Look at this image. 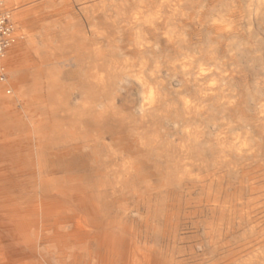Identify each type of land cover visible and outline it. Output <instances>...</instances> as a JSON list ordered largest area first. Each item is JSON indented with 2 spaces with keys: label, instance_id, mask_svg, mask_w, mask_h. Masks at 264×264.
Returning a JSON list of instances; mask_svg holds the SVG:
<instances>
[{
  "label": "bare ground",
  "instance_id": "bare-ground-1",
  "mask_svg": "<svg viewBox=\"0 0 264 264\" xmlns=\"http://www.w3.org/2000/svg\"><path fill=\"white\" fill-rule=\"evenodd\" d=\"M76 1L86 31L78 24L41 54L9 57L16 81L0 83V264H264V129L243 125L231 138L248 117L225 83L243 73L246 51L264 59V0ZM161 42L175 102L156 80L164 61L149 52ZM121 77L137 91L133 119L109 91ZM210 105L239 114L208 133L189 117ZM171 113L178 141L159 129ZM238 156L256 166L235 167ZM184 234L192 245L181 246Z\"/></svg>",
  "mask_w": 264,
  "mask_h": 264
},
{
  "label": "rangeland",
  "instance_id": "rangeland-1",
  "mask_svg": "<svg viewBox=\"0 0 264 264\" xmlns=\"http://www.w3.org/2000/svg\"><path fill=\"white\" fill-rule=\"evenodd\" d=\"M29 1L30 0L28 1L2 0L1 3L2 5L0 4V12L6 15H8L9 13L11 18L10 22L12 24V30L10 35L11 39H9L10 42L7 45L6 50L4 51L5 53L4 56L0 58V83H7L6 80L9 79L11 76H13L16 72L15 70L12 69L9 70L7 68L6 64L9 57L13 56L14 54H17L18 52L20 53L22 51L24 52L27 50H29L31 54L36 56L37 51L40 54L42 51L45 52L44 44L47 38H49V40L52 41L51 44L55 46L58 39L61 38V35L67 36L66 38L68 39L71 29L77 27L78 24L83 28V31H86L87 29V24L83 20L85 15L79 12L78 10L79 2L76 0H68V2L75 4L76 8L75 9L71 8V9L74 10L75 14H77V17L79 18L73 17V13L71 9L68 8L64 9L65 2L67 0H33L31 4L33 6L35 5L36 8L39 7V5L42 3V5H40V8H38V12H36L35 7L29 10L31 7L30 3L27 4V2ZM133 1L135 0H131V2ZM25 9L28 10L24 13L23 16H21V12ZM44 11L52 13L50 20H46V21L40 20V16L42 13H44ZM46 23L49 24L50 31L46 30L45 27ZM43 25L44 27H42ZM114 28L116 30L115 26ZM45 31L50 32V34L49 35L47 34L48 35L47 36ZM116 42L120 43L121 41L116 40ZM64 48L68 49L70 48V46H65ZM156 50H154L153 52L151 51L149 52L151 53V55L152 54L154 56L157 55L156 57H158L159 59L161 58V60L164 61L162 64V72L157 75L156 80L159 83L162 92L166 94L168 102H175L177 98V88L174 87L173 84H175V79L177 78V76L175 74V70L171 68L169 64H167L166 62V57L171 52L172 49L167 44L161 42ZM245 54L247 58L246 59L247 63L241 64V67H243L242 72L245 73V75H243L242 73L241 75L235 76V78L230 77L229 79L225 80L226 85H229V87L235 89L238 93L237 96L238 106H236L235 110H241V111L245 110V112L247 111L245 114L248 117L246 123L243 122L236 123L237 126L229 134L231 138L235 136V133L238 131V128L243 127V125L247 129H250L253 132H255L258 136L260 134V131L264 129V117H263L264 113H258L259 108L257 107V100H258L257 98L262 95L261 93H264V59L255 58L252 52L249 50L246 51ZM108 61L109 59L105 61L104 65L108 66L110 62ZM72 64H74V61L71 58H69L67 61L58 60L53 63V65L57 67H66V68ZM113 82L114 83L113 85L110 86L111 88H109V91L110 89L111 90L113 89V91L115 92L114 95H115L116 109L123 111L129 119L130 118L133 119L137 117L138 113L136 112V97H135L137 96L136 89L132 86V84L129 81H126L122 77L121 79L120 78L114 79ZM8 88L11 89L10 86H8ZM187 91L190 93H194L192 87L187 88ZM256 92L258 93L256 94ZM23 94H24L23 97H27V98L30 97V95L28 97V95L25 92H23ZM78 95L79 94H76L75 97H77ZM30 103L31 101L29 100L28 104ZM209 103L210 104L213 103V100L212 101L210 100ZM18 107L20 108V106ZM210 108H212L213 110L212 113L196 114L189 117L190 122L196 120L197 122L199 121L200 123H202L206 127V131L208 133H211V131L214 128H216L215 124H217L218 122L222 124L223 122L226 123L228 119L232 117L236 118L234 116L239 114V113H222V110L221 111L218 110L219 107L216 108L213 105H210ZM176 114L178 115L179 113H171L168 117L162 116V118L160 117L158 120H159V129L161 128L160 131L164 135V137H166L169 140L178 141L180 135H179L178 126L175 121L179 120V118L177 117ZM181 117L183 116L181 115ZM151 123H153L152 118L148 119L144 124L145 126H148L151 125ZM108 140L110 141V138H108ZM256 160L257 159L250 156H246V157L238 156L236 158H233L231 160V163L237 168L239 167V168H243L244 170L251 171L250 169L256 166ZM231 179L232 182L235 185H237L238 177L236 173L231 176ZM207 190L209 189L205 188L203 192H206ZM211 190H213V187ZM248 195H249V191L245 189L243 191V197H248ZM180 237L182 238L180 243L181 246L184 245L188 247L189 245L193 244V242L191 241L188 235L184 234ZM195 249H196V253L201 254L203 257H206L208 255L209 250L207 249L204 240H202L199 245H195Z\"/></svg>",
  "mask_w": 264,
  "mask_h": 264
},
{
  "label": "built area",
  "instance_id": "built-area-1",
  "mask_svg": "<svg viewBox=\"0 0 264 264\" xmlns=\"http://www.w3.org/2000/svg\"><path fill=\"white\" fill-rule=\"evenodd\" d=\"M11 31V22L8 15L0 12V49L2 50L8 42V35Z\"/></svg>",
  "mask_w": 264,
  "mask_h": 264
},
{
  "label": "crops",
  "instance_id": "crops-1",
  "mask_svg": "<svg viewBox=\"0 0 264 264\" xmlns=\"http://www.w3.org/2000/svg\"><path fill=\"white\" fill-rule=\"evenodd\" d=\"M8 84L14 83L16 81V73L6 80ZM18 106V105H17Z\"/></svg>",
  "mask_w": 264,
  "mask_h": 264
}]
</instances>
